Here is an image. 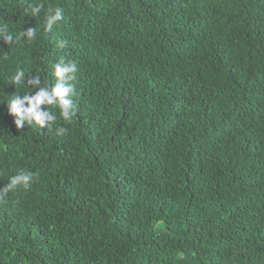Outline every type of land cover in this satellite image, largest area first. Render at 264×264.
<instances>
[{
	"label": "trees",
	"instance_id": "1",
	"mask_svg": "<svg viewBox=\"0 0 264 264\" xmlns=\"http://www.w3.org/2000/svg\"><path fill=\"white\" fill-rule=\"evenodd\" d=\"M4 22L38 35L0 40V188L35 174L0 199V264H264V0H0ZM61 58L71 122L17 129L35 88L11 76Z\"/></svg>",
	"mask_w": 264,
	"mask_h": 264
},
{
	"label": "clouds",
	"instance_id": "2",
	"mask_svg": "<svg viewBox=\"0 0 264 264\" xmlns=\"http://www.w3.org/2000/svg\"><path fill=\"white\" fill-rule=\"evenodd\" d=\"M43 9V4H28L24 11L31 17H37ZM63 19L62 9H49L44 17V30L51 31ZM37 29L33 27L24 28L18 35H14L9 24H0V40L6 44L19 43L21 39L27 38L28 42L37 39ZM59 48L65 47L63 41L58 45ZM54 82L42 81L39 76H26L22 67H17L11 76V83L15 86H29L35 88L34 92L17 94L16 91L6 100L8 112L14 116V124L17 129H23L25 122L35 124L41 129L49 127L56 122L57 116L46 106L58 107L60 116L65 123H70L74 116V104L72 97L75 95V87L72 81L76 79L75 73L78 68L75 61L65 62L63 58L53 65ZM15 89V88H14ZM68 129L58 127L57 134L65 135ZM35 174L26 169L17 170L15 175L9 177V182L0 188V199H3L9 192L22 186L25 189L30 187V183Z\"/></svg>",
	"mask_w": 264,
	"mask_h": 264
},
{
	"label": "bare ground",
	"instance_id": "3",
	"mask_svg": "<svg viewBox=\"0 0 264 264\" xmlns=\"http://www.w3.org/2000/svg\"><path fill=\"white\" fill-rule=\"evenodd\" d=\"M105 12V11H104ZM112 41V40H111ZM70 44V43H69ZM123 48V47H122ZM121 48V49H122ZM103 49V48H102ZM105 59V58H104ZM111 59V58H110ZM106 60V59H105ZM98 62V61H97ZM96 72V71H95ZM121 79V78H120ZM2 116V115H1ZM111 117V116H110ZM30 128V127H29ZM36 154V153H35ZM5 160V159H4ZM178 175V174H177ZM1 228V227H0ZM15 238V237H14Z\"/></svg>",
	"mask_w": 264,
	"mask_h": 264
}]
</instances>
